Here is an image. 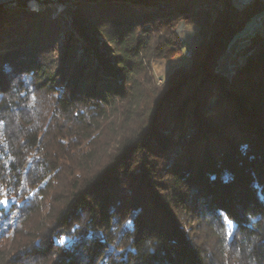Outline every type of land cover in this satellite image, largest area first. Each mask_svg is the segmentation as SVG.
<instances>
[{"label": "trees", "instance_id": "1", "mask_svg": "<svg viewBox=\"0 0 264 264\" xmlns=\"http://www.w3.org/2000/svg\"><path fill=\"white\" fill-rule=\"evenodd\" d=\"M104 3L71 6L60 57L44 19L0 28V264H264V0ZM180 23L194 59L142 107ZM114 111L135 123L100 155Z\"/></svg>", "mask_w": 264, "mask_h": 264}, {"label": "rangeland", "instance_id": "2", "mask_svg": "<svg viewBox=\"0 0 264 264\" xmlns=\"http://www.w3.org/2000/svg\"><path fill=\"white\" fill-rule=\"evenodd\" d=\"M86 1H103L106 2L104 3L106 5L115 4L124 6L123 0H0V28L15 22L25 21V29H32L37 22L36 20L44 19V22L47 26V33L45 32V36H49L50 33L56 36V51L57 56L60 57V49L65 46L70 37V31L75 28L73 23L74 15L71 10V6ZM16 11H19L20 15L22 16L21 19L20 17H16ZM2 12H4V14ZM27 12L33 14H28ZM28 17H31L32 20L34 19L32 23L27 22ZM254 22L255 21L253 20L252 24H254ZM257 25L258 24L256 23L251 26L249 30L239 38L241 43H243L258 28L259 25ZM172 30L177 31L176 36L178 34L180 37L179 40L181 39L183 51H179V53L174 54L169 59L152 58L151 60L145 62L147 70L146 76L148 77L143 76L144 78H142L140 81V85L142 86L141 89L143 90L142 97L144 99L141 100L140 103L142 107H148L149 104L146 105L145 102L148 100V98H150V95L155 96L157 90L163 89L165 87L167 79H169L175 72V76H179L182 70L190 67L192 59H194L195 47L200 39L198 28L185 23H180L176 25L174 24L171 31ZM86 31L90 37L93 36V33L89 30V28H87ZM36 32L39 31L36 30ZM98 36L100 37V35ZM77 54L79 59L82 57H89V53L83 51L82 49H78ZM90 60H93V58L91 57ZM117 106L122 108L121 103L117 104ZM141 106L139 107L140 109ZM118 112L119 111H114V117L111 116V118L108 120V123L103 122L102 131L97 136L95 139L96 141L93 144L95 150H100V148L105 149L107 147L106 149H109L110 151L112 148H114L113 146L115 143L119 141L118 134L116 135V132L118 131V133L123 134L125 131L131 128L132 124L135 123L133 118L128 122V124L124 125V131L123 129L121 130V127L119 126L121 124V119L118 115ZM102 149L100 150L99 154L105 155ZM3 191L4 192L1 193L2 197L0 199V206L8 205L10 202L14 201V198H11L10 195H7L6 190ZM227 227L228 229H231L234 227V224L227 221ZM12 240H15V238L12 239V234L11 232H8V229L0 233V262L5 257H8L16 252V249H14L16 247L14 244L16 241L13 242Z\"/></svg>", "mask_w": 264, "mask_h": 264}, {"label": "built area", "instance_id": "3", "mask_svg": "<svg viewBox=\"0 0 264 264\" xmlns=\"http://www.w3.org/2000/svg\"><path fill=\"white\" fill-rule=\"evenodd\" d=\"M260 21H262V17H259V18H258V22H260Z\"/></svg>", "mask_w": 264, "mask_h": 264}, {"label": "snow or ice", "instance_id": "4", "mask_svg": "<svg viewBox=\"0 0 264 264\" xmlns=\"http://www.w3.org/2000/svg\"><path fill=\"white\" fill-rule=\"evenodd\" d=\"M127 223H128V224H131V223H132V221H131V220H128V221H127Z\"/></svg>", "mask_w": 264, "mask_h": 264}]
</instances>
